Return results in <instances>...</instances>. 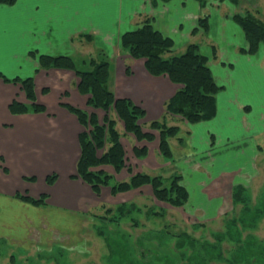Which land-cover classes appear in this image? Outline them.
I'll return each instance as SVG.
<instances>
[{
  "label": "crops",
  "instance_id": "crops-1",
  "mask_svg": "<svg viewBox=\"0 0 264 264\" xmlns=\"http://www.w3.org/2000/svg\"><path fill=\"white\" fill-rule=\"evenodd\" d=\"M217 3V0L0 3V244L8 248L0 251V264L30 258L37 263L43 258L51 263L46 257H51L50 252L56 247L67 250L69 259L78 250L82 255L89 248L87 225L100 220L97 213L92 215L112 203L109 187H102L96 194L76 177L81 155L79 134L84 127L67 106L95 114L99 123L103 122L105 112L87 105L88 96L78 92L73 71L40 70L38 55H66L77 67L80 64L86 68L84 60L104 53L109 62V88L115 97L128 98L144 110L141 125L147 130L148 123L165 115L164 105L179 86L167 77L149 75L142 61L129 58L121 49V36L145 19H151L154 27L173 41L176 54L188 44L197 43L208 57L214 81L221 89L215 96L216 114L212 119L191 125L167 116L169 125L176 123L189 133L184 142L171 141L177 153L175 163L161 159L157 139L137 142L132 135L124 134L123 125L118 122L121 143L127 137L133 146L145 145L147 155L139 160L150 162L155 155L159 164L149 170L163 176L164 168H170V174L181 173L189 192L187 207L200 212L203 219L220 216L232 206L235 185L249 190L260 173L258 163L264 159V139H260L264 134V43L255 54L243 53L245 36L233 15L250 6L257 10V17L264 19L258 15L264 0H239V5L229 0ZM202 15L208 17V31L194 32ZM127 62L132 68L130 74ZM27 77H33L36 102L45 111L12 114L9 105L13 100L19 103L27 100L20 84L11 80ZM52 174L56 179L48 185L46 178ZM216 184L221 188L217 186L215 191ZM195 192L200 199L194 196ZM17 194L31 199L45 195V199L41 205H34ZM194 199L200 207L190 205ZM17 251L18 256L14 254Z\"/></svg>",
  "mask_w": 264,
  "mask_h": 264
},
{
  "label": "trees",
  "instance_id": "trees-1",
  "mask_svg": "<svg viewBox=\"0 0 264 264\" xmlns=\"http://www.w3.org/2000/svg\"><path fill=\"white\" fill-rule=\"evenodd\" d=\"M14 1L0 0V3L12 4ZM229 1L236 4L239 0ZM233 20L241 27L245 36L246 47L242 49V52L255 54L260 44L264 43V19L245 10L235 13ZM208 28V17L202 15L197 21L194 32L198 30L207 32ZM120 41L121 49L131 59L142 61L149 75L167 77L173 84L179 86L164 105L165 115L161 119L148 123L147 130H143L141 125L145 116L144 110L128 98L115 97L109 88L110 69L104 53H98L97 57L84 60L86 69L77 67L75 61L66 55L39 54L37 57L40 70L73 71L77 76L78 92L88 96L87 105L105 112L103 122L99 123L95 114H88L83 110L67 106V109L84 127V131L79 134L81 155L77 163L76 177L91 186L96 194L100 193L102 187H109L110 193L116 195L148 185L151 187L155 200L168 202L173 207L181 208L189 201V192L182 184L183 177L179 172L164 177L159 173L155 175L145 172L132 173V170L127 167L129 172L127 181L112 184L113 175L107 174L104 168L111 167L118 173L125 167L126 160L120 142L121 134L116 126L120 122L123 125L124 134L132 135L137 142H152L157 139L160 157L175 163L176 153L174 154L171 141L184 142L189 133L182 131L176 123L169 125L167 116L179 118L191 125L212 119L216 114L215 96L221 87L215 83L207 63L208 57L201 52L197 43L188 44L179 54L174 53L173 41L157 30L151 19H145L135 29L124 33ZM126 70L127 74H130L128 65ZM4 80L10 81L5 78ZM11 81L20 84L27 100V103L13 100L9 105V111L12 114L45 111V108L36 102L33 77L14 78ZM132 151L137 159L147 155L145 145H134ZM55 179L56 175L52 174L46 178V183L51 185ZM246 190L242 185H235L232 189V202L234 207L245 204V210L248 211L246 204L249 199L245 195ZM17 197L34 205H41L45 199V195H41L39 199L18 194ZM262 213H264V197L262 206L252 214V222L246 225L251 228L255 223L254 220ZM259 254L263 255L264 249Z\"/></svg>",
  "mask_w": 264,
  "mask_h": 264
},
{
  "label": "rangeland",
  "instance_id": "rangeland-1",
  "mask_svg": "<svg viewBox=\"0 0 264 264\" xmlns=\"http://www.w3.org/2000/svg\"><path fill=\"white\" fill-rule=\"evenodd\" d=\"M217 1L221 3L223 0ZM245 10L257 11L250 6H244L242 11ZM260 14L264 16L263 6L259 8ZM78 66L86 69L80 64ZM261 136L262 141L264 134ZM121 144L125 152V167L118 173L111 167L104 168L107 174L113 175L112 184L127 181V167L132 173L157 174L149 170L150 166L159 165L155 155L148 159L150 162L141 161L134 156L133 145L127 137ZM258 164L260 173L245 192L249 199L246 204L248 211L245 204L234 207L232 202V206L224 209L220 216L203 219L200 212L191 211L187 204L178 208L155 200L148 185L116 195L109 191L112 203L105 204L99 211L101 213L96 211L92 216L98 214L100 220L89 222L86 227V243L89 245L86 252L80 255L78 250L75 252L77 255L69 259L67 250L56 247L51 250V257H46L52 260L51 263L44 258L39 263L30 258L29 261L18 260L15 264H264V254H259L264 249V213L254 220L251 228L246 225L252 222V214L262 206L264 197L263 157ZM162 172L168 177L172 171L164 168ZM215 186L216 191L220 185ZM194 196L200 199L196 192ZM197 199L190 205L200 207ZM7 250L0 244V251ZM19 252L14 254L18 256Z\"/></svg>",
  "mask_w": 264,
  "mask_h": 264
}]
</instances>
